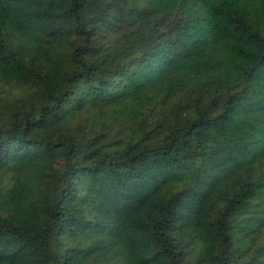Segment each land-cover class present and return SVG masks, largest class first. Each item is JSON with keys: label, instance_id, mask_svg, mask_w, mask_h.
I'll return each instance as SVG.
<instances>
[{"label": "trees", "instance_id": "trees-1", "mask_svg": "<svg viewBox=\"0 0 264 264\" xmlns=\"http://www.w3.org/2000/svg\"><path fill=\"white\" fill-rule=\"evenodd\" d=\"M0 83V264H264V0H0Z\"/></svg>", "mask_w": 264, "mask_h": 264}, {"label": "rangeland", "instance_id": "rangeland-1", "mask_svg": "<svg viewBox=\"0 0 264 264\" xmlns=\"http://www.w3.org/2000/svg\"><path fill=\"white\" fill-rule=\"evenodd\" d=\"M14 86L11 85H5L3 83H0V90H1V96L3 99H7L8 103H11L12 101H16L18 94H16L14 90Z\"/></svg>", "mask_w": 264, "mask_h": 264}]
</instances>
